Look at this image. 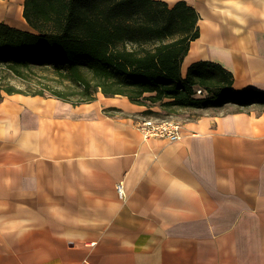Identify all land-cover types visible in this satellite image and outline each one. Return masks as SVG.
Masks as SVG:
<instances>
[{
    "label": "crops",
    "instance_id": "0c3cea01",
    "mask_svg": "<svg viewBox=\"0 0 264 264\" xmlns=\"http://www.w3.org/2000/svg\"><path fill=\"white\" fill-rule=\"evenodd\" d=\"M24 1L0 24L32 32ZM187 3L183 74L209 61L264 92V0ZM2 96L0 264H264V107L194 115L171 143L144 137L149 108L126 97Z\"/></svg>",
    "mask_w": 264,
    "mask_h": 264
},
{
    "label": "trees",
    "instance_id": "16d2710c",
    "mask_svg": "<svg viewBox=\"0 0 264 264\" xmlns=\"http://www.w3.org/2000/svg\"><path fill=\"white\" fill-rule=\"evenodd\" d=\"M23 17L33 30L0 24V73L28 80L35 70L51 71L62 86L34 95L74 106L102 93L145 106V116L162 110H207L236 105L246 112L264 107V92L233 88L221 65L195 62L183 74L190 45L200 36L199 14L187 0L170 7L162 0H25ZM8 94L24 92L2 85ZM201 89L204 96H197Z\"/></svg>",
    "mask_w": 264,
    "mask_h": 264
},
{
    "label": "rangeland",
    "instance_id": "374dc122",
    "mask_svg": "<svg viewBox=\"0 0 264 264\" xmlns=\"http://www.w3.org/2000/svg\"><path fill=\"white\" fill-rule=\"evenodd\" d=\"M23 15V14H22ZM2 76V85L3 86H12L14 88H17L21 91H23V94L20 93H15L16 95H20L23 97H29V98H46V99H57L55 97H53L51 95V93L48 90H45L46 92V96H41V95H34L33 92H36L40 89H43L44 87H59V88H63L62 86H59V84L57 83V81L55 80L56 78L54 77V75L52 74L51 71L48 70H35L32 74H30V78L28 80H22V79H17L14 78L11 74L10 76L8 75V73H0V77ZM15 94H8L5 91H0V100L3 98L2 95H15ZM99 95H103L102 93H99L97 96ZM205 95V92L200 95L201 97ZM104 96V95H103ZM60 100V99H58ZM157 111H160V115H153L151 117H153L155 120H178L180 122H185L187 119H189L190 117H193L194 115H200V114H204L206 112H210V113H228V112H232V111H236L237 106L234 104H228L222 108H209L207 110H202V109H191V108H175L171 109V110H162L160 106H155ZM145 118V117H144ZM141 119V118H139ZM138 119V120H139ZM136 121V128L140 131V129L138 128L137 122ZM141 132V131H140ZM159 139V138H158ZM184 139V137H183ZM182 139V140H183ZM166 140V139H164ZM181 140V141H182ZM168 141V140H167ZM170 142V141H169ZM172 143V142H171Z\"/></svg>",
    "mask_w": 264,
    "mask_h": 264
},
{
    "label": "built area",
    "instance_id": "2783aa9c",
    "mask_svg": "<svg viewBox=\"0 0 264 264\" xmlns=\"http://www.w3.org/2000/svg\"><path fill=\"white\" fill-rule=\"evenodd\" d=\"M203 94L201 89L197 90V96ZM138 128L146 139L159 138L170 142H180L183 137V123L178 120H155L154 118H141L137 122ZM118 195L121 199L126 197L122 185L117 186Z\"/></svg>",
    "mask_w": 264,
    "mask_h": 264
},
{
    "label": "bare ground",
    "instance_id": "6f19581e",
    "mask_svg": "<svg viewBox=\"0 0 264 264\" xmlns=\"http://www.w3.org/2000/svg\"><path fill=\"white\" fill-rule=\"evenodd\" d=\"M13 2L12 7H7L6 8V4L4 5V2L0 3V16L1 14H3L5 12V14H9V15H15V14H19L20 9L17 6L18 3H20V0H11ZM5 10H9V11H5Z\"/></svg>",
    "mask_w": 264,
    "mask_h": 264
}]
</instances>
